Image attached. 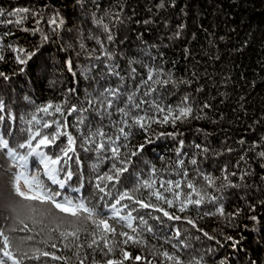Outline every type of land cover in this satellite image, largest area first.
Returning <instances> with one entry per match:
<instances>
[{
	"label": "trees",
	"instance_id": "trees-1",
	"mask_svg": "<svg viewBox=\"0 0 264 264\" xmlns=\"http://www.w3.org/2000/svg\"><path fill=\"white\" fill-rule=\"evenodd\" d=\"M0 56V138L23 155L29 129L59 128L66 135L43 151L62 157L60 179L73 173L60 188L36 156L22 169L0 148V231L14 256L27 255L21 264H264V0H0ZM113 165L128 169L119 181L97 179ZM19 171L115 232L83 211L24 202L13 191ZM137 187L116 205L132 219L108 216Z\"/></svg>",
	"mask_w": 264,
	"mask_h": 264
},
{
	"label": "snow or ice",
	"instance_id": "snow-or-ice-1",
	"mask_svg": "<svg viewBox=\"0 0 264 264\" xmlns=\"http://www.w3.org/2000/svg\"><path fill=\"white\" fill-rule=\"evenodd\" d=\"M27 12V9H18L17 12ZM9 23H11V21H9ZM111 39V37H109ZM13 51H18V52H23V49H13ZM33 55V53H27V56L30 58ZM0 59H3L2 56H0ZM16 60L18 63L20 64H24L26 63V59H22L19 55L16 56ZM23 70V69H21ZM0 76H4V73H0ZM5 79H7V77L5 76ZM149 79H151V72L149 73ZM111 103V102H109ZM52 105L49 104L45 107H43L42 109H39L40 111H43L45 113H47L49 111V108H51ZM137 107H139L137 105ZM55 111L56 112H60L61 108L59 106L55 107ZM121 111H123L121 109ZM191 111L190 108H181L180 112L183 115H187L189 112ZM125 115H128L127 113H125ZM32 120H36V117L33 116ZM144 118L143 117H133V123L134 124H139V126L141 128H144V123H143ZM165 120H167V117H165ZM29 123H32V121H29ZM53 123H55V121H53ZM125 123H127V121H125ZM51 127V124L45 122L43 124V128H49ZM29 137L28 139H26L23 143H20L18 145V148L20 149H27L26 154H19L15 149L10 148L8 145V141L7 140H3L2 138H0V148H4L7 149V153L9 155V157H11L13 160H17L20 162V167L22 169L27 167V163H28V158L31 156H36L39 160V164L42 167L43 170V175L45 177L48 178V180L51 181L52 184L54 185H59L60 188H64L65 184L67 183L68 180H70L72 178L73 173L69 170L65 173V178L64 179H60L59 178V173L62 171V167H61V160L62 157L59 155H55V156H51L48 155L47 152L43 151L44 148H47L49 145H54L57 141V139L59 138V135H66V133H61L59 131V128L57 129V132L52 133L51 135H44L39 129H37L35 132H32L31 129H29ZM120 133L121 135H123L125 138H127V136L129 135V133L124 131V128L120 129ZM101 136H103V133H100ZM117 139H119V137H117ZM33 141H35V144L33 143ZM73 143V138L68 135V144L71 145ZM146 143H150V141H146ZM100 149H103L105 147L104 144H100L97 146ZM145 147L144 144L139 145V150H143ZM71 148H65V149H61L63 156L67 157L68 156V152L71 151ZM111 152L113 157H118L119 156V147H112L111 148ZM133 156L137 155V152H133L132 153ZM262 156H264V153H261ZM66 163V161H65ZM122 164L126 163L124 161H121ZM193 163H195V161H193ZM113 168L115 170V175H109L108 173H105L103 176H98L97 179L100 181L103 180H108V181H112V180H116L119 181L120 179V175L123 172H126L128 169L127 167H116V165H113ZM22 182V184H21ZM171 183V182H169ZM143 185L145 187L151 188V182L149 180H144L143 181ZM178 183H177V187H178ZM96 187L99 189L100 192H104L105 188L101 187L99 183H97ZM191 187V185H190ZM137 189H132V190H126L122 193H119V199L116 200V204H112L110 205L111 207V212H112V217H119L120 219H127V220H131L132 216L131 213L128 214L127 217H121L120 216V210L117 208L116 205L120 204L121 201L124 200H129L132 201L134 200V197L131 195V192L136 191ZM13 191L15 193L16 196L22 198V200L24 202H32V201H38L41 205L43 204H52L55 206V208L59 209L61 212H66V213H70L73 216H76L78 212L83 211L86 212L88 214V219H93L94 216L97 217L96 220H93V223H96L97 227H100L101 225H103V230L104 232H115V229L112 228L109 224L108 221L105 219H99L98 218V214L96 213V210L93 208H89L86 206L85 203L81 202V203H73L71 200H69L67 197H64L62 201H58L57 197L61 196L60 192H53L50 191L44 184L43 182L40 180L39 178V174L33 175L31 173H27L25 171H19L15 174L14 177V181H13ZM155 196L157 199H162V195L160 192H156ZM136 204H139L141 207H151L152 205L146 204L144 203L142 200H135L134 201ZM169 205L172 204L171 200L166 201ZM188 203H196L199 204L201 203L200 200H196V201H191L189 200ZM26 207L31 208V204H26ZM125 208L128 207L127 204L124 205ZM32 211H35V209H32ZM181 211H183V208H181ZM165 216H169V213L164 212ZM170 219L174 218L169 216ZM176 219H179V217H175ZM253 219H255V217H253ZM141 222L142 218H141ZM20 223H23V221L21 220ZM127 227L132 228V231L135 232L136 229L133 228L131 223L127 224ZM27 229V225H25L23 230ZM148 231H151V229H148ZM70 235H75L74 233H71ZM120 235L122 236H126V240L124 241L125 243H127L129 240L135 242H138L135 240L134 237L132 236H128L127 233L121 232ZM207 235V234H205ZM0 237H2L3 239V247L0 248V252L3 253L2 256H0V264H5V257L12 261V264H21V262L24 259H27V255H21V256H14L12 251H10V248L12 247L11 241L9 239V237L7 235H4V233L2 231H0ZM210 239H212V237H209ZM30 239V238H29ZM227 240L231 241L233 238L232 237H227ZM105 245L107 246V240L104 241ZM93 243H95V241H93ZM53 247H55V245H53ZM109 251H111L112 249L109 248ZM42 255L44 256H48L49 253L44 252L42 253ZM124 258L128 259L129 258V254L127 252L123 253ZM164 256H166L169 260L173 259V257L169 256V254L167 252L163 253ZM57 259H59L58 257H55ZM137 260H140L141 258L139 256L136 257ZM107 264H120V262L117 261H113V260H108ZM178 264V262H177ZM195 264H200V261L197 260L195 262Z\"/></svg>",
	"mask_w": 264,
	"mask_h": 264
},
{
	"label": "rangeland",
	"instance_id": "rangeland-1",
	"mask_svg": "<svg viewBox=\"0 0 264 264\" xmlns=\"http://www.w3.org/2000/svg\"><path fill=\"white\" fill-rule=\"evenodd\" d=\"M108 216L112 217V212L111 211L108 213Z\"/></svg>",
	"mask_w": 264,
	"mask_h": 264
}]
</instances>
